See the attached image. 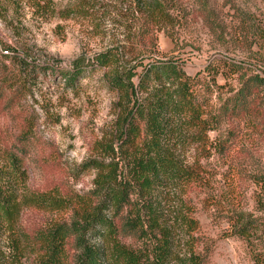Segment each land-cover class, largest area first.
I'll return each mask as SVG.
<instances>
[{
    "label": "rangeland",
    "instance_id": "374dc122",
    "mask_svg": "<svg viewBox=\"0 0 264 264\" xmlns=\"http://www.w3.org/2000/svg\"><path fill=\"white\" fill-rule=\"evenodd\" d=\"M141 1L0 0L1 131L11 147L28 149L30 189L54 190L69 204L26 209L21 221L30 228L70 221L76 200H94L97 171L85 163L102 157V148L117 138L119 116L149 95L139 88L146 69L173 62L196 77L211 120L205 138L197 139L190 137L197 127L177 119L182 135L173 138L181 164L211 179L210 187H194L192 194L204 264H257L254 254H264V247L233 234L231 223L239 210L264 214L256 201L261 190L256 177L264 174V128L246 129L221 115V106L241 80L264 75V0H165L163 22L146 13ZM40 3L53 11L41 13ZM70 9L62 17L61 10ZM107 52L109 65H100L97 57ZM81 58L85 65L74 76V62ZM119 76L127 87L115 85ZM145 139L137 140L142 146ZM183 188L160 193L169 220L187 196ZM143 198L135 194L132 200ZM185 237L178 230L174 248L180 256ZM123 240L141 244L137 236Z\"/></svg>",
    "mask_w": 264,
    "mask_h": 264
},
{
    "label": "trees",
    "instance_id": "16d2710c",
    "mask_svg": "<svg viewBox=\"0 0 264 264\" xmlns=\"http://www.w3.org/2000/svg\"><path fill=\"white\" fill-rule=\"evenodd\" d=\"M141 2V8L157 22L166 20L168 1ZM37 8L41 13L53 11L41 3ZM64 11L60 14L68 17L73 9ZM5 47L9 51L11 46ZM111 59L108 52L102 53L97 62L107 66ZM84 65L82 58L77 59L72 74H80ZM195 78L173 62L153 63L146 69L139 88L150 91L149 95L119 116L118 144L114 140L110 148H102V157L85 163L97 171L95 197L76 200L70 221L34 228L22 223L26 209H60L69 204L54 190L30 189L28 149L11 147L0 128V264H25L26 260L30 264H204L192 194L194 187H210L211 179L181 164L173 146L174 135H182L179 122L187 120L189 128L197 127V132L189 134L191 138L203 134L205 138L210 130V116L199 100ZM114 79L117 87H127L120 76ZM222 113L243 122L246 129L264 128V75L256 73L241 80L238 90L221 106ZM142 136L146 139L141 146L137 139ZM256 181L261 184L256 201L264 212V174ZM168 187H185L187 193L170 220L163 213L160 196ZM135 194L146 199L133 202ZM178 230L186 236L182 256L174 248ZM231 230L264 247V214L236 211ZM128 235L137 236L141 244L126 243L123 239ZM73 247L77 248L74 253ZM254 259L264 264L263 252L255 253Z\"/></svg>",
    "mask_w": 264,
    "mask_h": 264
}]
</instances>
